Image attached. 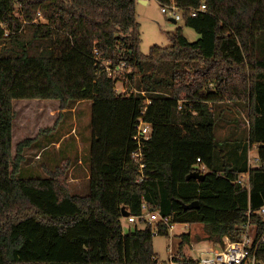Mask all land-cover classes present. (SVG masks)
<instances>
[{
  "label": "trees",
  "instance_id": "trees-1",
  "mask_svg": "<svg viewBox=\"0 0 264 264\" xmlns=\"http://www.w3.org/2000/svg\"><path fill=\"white\" fill-rule=\"evenodd\" d=\"M156 1L174 2L199 38L188 41L180 25L169 45L143 53L137 0H0V264H155L154 231L167 235V224H121L122 207L139 214L143 204L170 223H204L209 240L240 238L249 211L264 231L255 213L264 205V0ZM15 99L90 100L87 194L70 191L68 163L18 175L33 140L13 154ZM227 103L249 120L232 142L216 135ZM139 118L151 127L141 171L132 158ZM198 158L204 178L186 180ZM180 237L179 252L191 239Z\"/></svg>",
  "mask_w": 264,
  "mask_h": 264
},
{
  "label": "rangeland",
  "instance_id": "rangeland-1",
  "mask_svg": "<svg viewBox=\"0 0 264 264\" xmlns=\"http://www.w3.org/2000/svg\"><path fill=\"white\" fill-rule=\"evenodd\" d=\"M160 4L150 0L148 4L136 2L135 17L139 23L140 50L147 53L150 46L157 44L167 46L170 44L169 36L182 25L181 20L175 23L169 16L161 12ZM14 13L18 15V7ZM183 33L188 41L193 42L199 34L190 27L183 26ZM126 85L129 83L125 82ZM122 81L116 82L117 91H125ZM223 115L226 121H218L216 135L221 141L229 138L232 142L236 137H244L248 130L249 120L246 108L237 103L222 104ZM14 118L12 121V152L15 146L24 139L33 140L24 148L23 159L20 162L18 175L22 177H45L48 171H54L63 163H68L65 179L69 189L74 194L85 195L89 187V142H90V100L70 101L61 107L57 99H15L13 100ZM248 157L256 154L255 146H249ZM248 160V158H247ZM124 232L134 229L135 224L129 223L126 217H121ZM143 227V223H136ZM204 223H176L167 235L155 233L152 247L156 254L155 264H176L171 252L179 248L182 233L190 234V241L202 246L208 241H230L224 236L221 241L207 239ZM179 251V250H178ZM176 254V253H175ZM182 257L196 255L189 245L184 244L179 252Z\"/></svg>",
  "mask_w": 264,
  "mask_h": 264
},
{
  "label": "built area",
  "instance_id": "built-area-1",
  "mask_svg": "<svg viewBox=\"0 0 264 264\" xmlns=\"http://www.w3.org/2000/svg\"><path fill=\"white\" fill-rule=\"evenodd\" d=\"M161 12L165 13L175 21L180 20L181 13L179 7L174 3L170 2L169 4L160 5ZM205 5L202 4L199 9H193V12L198 10H204ZM151 127L150 124L145 122L143 118H139V122L137 124L136 133L133 136L135 141L138 144V148L133 151L132 158L138 163L139 170L141 171L144 167V163L142 161V151L141 147L144 141L148 140L150 137ZM198 163L194 165L193 170L198 171L199 173H204L205 166L200 164L199 158L197 159ZM258 161L256 155L248 157V164L252 166L254 163ZM248 174L243 173L240 177V180L247 179ZM257 214H259L264 220V205H262L258 210H256ZM250 211L247 212V220L242 225V234L240 238L236 240H224V242H206V244L202 246L196 245L193 241H189L187 244L190 247L191 251H196V255L187 256L190 260H192L196 264H264V260L260 259L257 256L258 247L264 244V231L257 234L256 233V224L251 220ZM129 223H143L152 224L154 226L158 225V223H165L168 226V231L173 229V226L176 223H170L169 217L166 215L160 214L158 211H149L146 206L142 205V212L139 214H128L125 216ZM156 233V228L155 231ZM186 244V245H187ZM176 253V254H175ZM171 262L176 263L173 258H180L181 255L179 251L171 252ZM178 263V262H177ZM176 263V264H177Z\"/></svg>",
  "mask_w": 264,
  "mask_h": 264
},
{
  "label": "water",
  "instance_id": "water-1",
  "mask_svg": "<svg viewBox=\"0 0 264 264\" xmlns=\"http://www.w3.org/2000/svg\"><path fill=\"white\" fill-rule=\"evenodd\" d=\"M139 2H143V0H138ZM174 21V19H172ZM198 179V180H202L204 178V173H199L198 171H191L187 174V176L185 177L186 180H189V179ZM183 207L186 208V209H190V208H195L197 207L198 205V201L195 200V201H192V202H189V203H182ZM121 213H122V216H127L129 214V211L126 210L124 207L121 208Z\"/></svg>",
  "mask_w": 264,
  "mask_h": 264
},
{
  "label": "crops",
  "instance_id": "crops-1",
  "mask_svg": "<svg viewBox=\"0 0 264 264\" xmlns=\"http://www.w3.org/2000/svg\"><path fill=\"white\" fill-rule=\"evenodd\" d=\"M138 1V0H137ZM149 1L150 0H143V2H140V3H142V4H148L149 3ZM139 2V1H138ZM169 19H171L172 20V18L171 17H169ZM173 21V20H172ZM174 23L176 22L175 20L173 21Z\"/></svg>",
  "mask_w": 264,
  "mask_h": 264
}]
</instances>
